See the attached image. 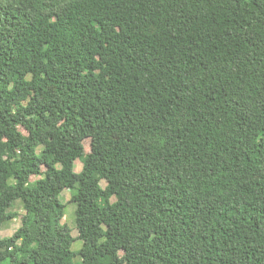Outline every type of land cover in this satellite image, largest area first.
I'll return each mask as SVG.
<instances>
[{"label":"trees","instance_id":"trees-1","mask_svg":"<svg viewBox=\"0 0 264 264\" xmlns=\"http://www.w3.org/2000/svg\"><path fill=\"white\" fill-rule=\"evenodd\" d=\"M15 200L0 264H264V0H0Z\"/></svg>","mask_w":264,"mask_h":264},{"label":"rangeland","instance_id":"rangeland-1","mask_svg":"<svg viewBox=\"0 0 264 264\" xmlns=\"http://www.w3.org/2000/svg\"><path fill=\"white\" fill-rule=\"evenodd\" d=\"M83 145H84L85 153L89 152L90 140L85 139L83 141ZM81 167H82V163L79 159H77L75 161L74 170L76 172H78V171H80ZM44 169H45V167L42 165L41 170H44ZM39 177H40L39 175L32 176L31 180H33V181L37 180ZM100 183L102 186L106 185V182L104 180H101ZM71 192H72V189L67 188V189H64L59 196L61 201L65 203L64 217H63L62 221L69 226V228L71 229V234L74 237H77L78 232L76 229V222H75L76 203L72 202V200H71ZM11 210L15 211L17 213V217L14 219H11V220H5L3 222L1 230H0V237H5V236H9V235L13 234V232L16 230V228L20 225V217L23 213L21 201L15 200L13 202ZM81 245H82V241L79 239H75L71 245V249L74 251H77L80 249ZM75 259H76V261L80 260L78 256Z\"/></svg>","mask_w":264,"mask_h":264}]
</instances>
